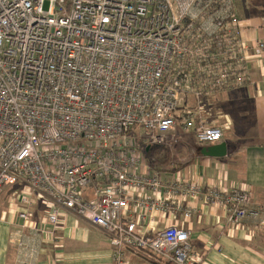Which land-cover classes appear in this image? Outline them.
<instances>
[{
    "label": "built area",
    "instance_id": "built-area-1",
    "mask_svg": "<svg viewBox=\"0 0 264 264\" xmlns=\"http://www.w3.org/2000/svg\"><path fill=\"white\" fill-rule=\"evenodd\" d=\"M238 22L234 0H0V197L24 183L47 199L50 224L58 209L93 223L114 264L127 251L187 264L188 228L141 229L191 219L184 197L224 208L229 225L258 218L248 191L165 179L144 153L177 126L223 140L201 101L244 85L252 51L264 64V40L247 44Z\"/></svg>",
    "mask_w": 264,
    "mask_h": 264
},
{
    "label": "crops",
    "instance_id": "crops-1",
    "mask_svg": "<svg viewBox=\"0 0 264 264\" xmlns=\"http://www.w3.org/2000/svg\"><path fill=\"white\" fill-rule=\"evenodd\" d=\"M234 3L241 39L249 45L263 41L264 0ZM247 64L244 85L204 98L200 114L197 111L208 126L223 130L222 141L201 144L194 133L180 126L165 137L164 148L176 147L184 153V159H189L180 166L172 162L175 167L168 171L158 170L165 179L176 174L189 183L200 184L204 193L209 187L248 191L250 209L260 212L256 219L229 225L224 208L207 204L202 196L184 197L182 202L194 209L191 219L184 221L183 215L176 214L164 216L160 223L155 219L141 225L147 232L165 224L188 228L192 255L187 264H264L263 56L252 51ZM220 143L226 144L224 157L201 153L203 148ZM22 195L36 199V204L27 207L20 201ZM38 196L19 183L6 188L0 197V264H114L113 248L103 229L65 209H58V223L50 224L47 199ZM26 211L31 213L30 218L23 221L19 215ZM125 255L126 264H169L150 253L127 251Z\"/></svg>",
    "mask_w": 264,
    "mask_h": 264
},
{
    "label": "rangeland",
    "instance_id": "rangeland-1",
    "mask_svg": "<svg viewBox=\"0 0 264 264\" xmlns=\"http://www.w3.org/2000/svg\"><path fill=\"white\" fill-rule=\"evenodd\" d=\"M45 10H47V6H45ZM172 139L173 138H171V140ZM146 155L151 166L157 171L158 170L168 171L170 167H175L174 166L175 164L174 165L171 164L172 162H175L177 166H180L183 161L187 162V160H189L188 158L184 159L185 158L184 153H181L179 150H176V147L157 148V150H152L151 152H148ZM182 158L184 160H182ZM22 192L23 191H20V194Z\"/></svg>",
    "mask_w": 264,
    "mask_h": 264
},
{
    "label": "water",
    "instance_id": "water-1",
    "mask_svg": "<svg viewBox=\"0 0 264 264\" xmlns=\"http://www.w3.org/2000/svg\"><path fill=\"white\" fill-rule=\"evenodd\" d=\"M149 149V148H148ZM201 153L205 156H211V157H224L226 152V144L220 143L218 145L212 146V147H206L201 150Z\"/></svg>",
    "mask_w": 264,
    "mask_h": 264
},
{
    "label": "trees",
    "instance_id": "trees-1",
    "mask_svg": "<svg viewBox=\"0 0 264 264\" xmlns=\"http://www.w3.org/2000/svg\"><path fill=\"white\" fill-rule=\"evenodd\" d=\"M165 146L164 145H157V146H155V147H151L150 149H149V151H147V146L144 148V153H148V152H151L152 150H157V148H164Z\"/></svg>",
    "mask_w": 264,
    "mask_h": 264
}]
</instances>
